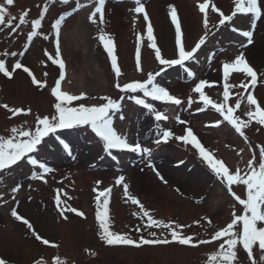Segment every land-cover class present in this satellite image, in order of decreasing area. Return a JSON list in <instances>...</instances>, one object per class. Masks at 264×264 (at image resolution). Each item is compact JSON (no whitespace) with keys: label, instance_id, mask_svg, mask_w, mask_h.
Returning <instances> with one entry per match:
<instances>
[{"label":"rangeland","instance_id":"1","mask_svg":"<svg viewBox=\"0 0 264 264\" xmlns=\"http://www.w3.org/2000/svg\"><path fill=\"white\" fill-rule=\"evenodd\" d=\"M142 2L151 22L153 16L148 9L150 3L156 6L153 13L157 11L161 16L159 33L155 22L152 25L157 45L165 58H176L178 51L175 44V26L170 18L171 6L177 10L186 50H190L199 38L208 32L206 45L198 52L197 60L188 61L184 66H173L158 78L162 86H168V89L173 86L176 92L182 89L186 96L185 101L179 106L151 101L149 98V102L169 117L167 121L159 122L161 127H172L174 132L182 134L184 125L176 123L175 119L179 116L189 122L202 143L213 150L218 158H222L231 169L240 167L246 170L248 161L253 155L256 156L258 165L259 148L264 146V126L260 125L261 129L250 127L244 129L251 134L250 143H246L228 122H223L219 127L206 126L222 120V117L210 107L205 111H197L204 107L203 102L199 100V95L191 90L195 81L198 82L200 79L215 82L211 87L206 85L204 91L214 102L223 103L222 65L225 62H232L236 55L243 53L249 64L257 70V83L254 88L249 84L245 91L240 86L241 82L248 83L250 78L245 74L231 73L228 82L234 87L230 89L227 103L234 107L237 101L240 102L241 107L235 110L234 115L243 120L248 119L246 115L249 110L248 94L254 95L264 107V75H261L264 74V16L255 20L251 14H238L231 25L219 26L218 14L209 11V20L212 21L208 29H205L203 18L199 21L196 15L201 13L197 7L203 0H142ZM213 2L226 15L234 8L233 0H213ZM78 3L84 7L73 11ZM45 5L48 11L42 20L40 34L28 42L27 34L32 30L31 21L40 17ZM95 6V0H69L67 4L62 3L61 0H14V4L8 6L10 13L8 18L15 16L17 19L11 25L7 23L0 25V58L6 59L9 63L20 59L32 69L38 79L46 80L47 84L42 88L33 85L23 70H15L12 78L0 74V105L8 104L10 108L31 109V114L12 116L10 111L0 106V136H9L12 127L34 129L37 115L51 117L55 113L51 88L59 78L60 70L58 65L53 64L45 55V50L55 57V32L52 24L63 13L73 14L66 19L61 32L64 27L67 33L74 31L73 39L77 41L79 49L76 57L72 52H68V58L73 59L69 64L72 69L71 76L89 74L83 87L77 86V89L71 93L76 95L86 93V98L73 102V106L79 103L86 106L100 104L105 102L100 99L101 97L119 99L125 95L115 87L117 78L111 66V59L98 38L101 28L113 37L118 65L122 71L119 79L121 84L144 80L146 73L159 70L158 61L154 58V50L149 47L146 39V21L143 19V14L132 11L137 6L135 0H106L103 24L99 23V16L96 23L89 19ZM261 6L264 8V0H261ZM190 7L196 12L188 11ZM29 9L27 22L17 27L19 16ZM198 23L200 31L195 29ZM120 24L130 26L131 33H123L119 28ZM213 24L217 27L214 28ZM164 27L167 34L164 33L163 42L160 38ZM232 28L241 31L251 30L252 43L248 44L247 38L239 32H234ZM193 33H197L198 36ZM139 35L144 36L143 43L138 42ZM122 37L127 53H121L119 49ZM137 47L141 50L142 71L137 69L135 63ZM21 52H24L22 56L19 55ZM6 53L9 55H5ZM11 53H17V56L12 57ZM60 58L67 62V56L62 50ZM120 61L122 65L123 62L127 63V66L122 67ZM187 68L194 71V78L187 76ZM44 73H47V76ZM72 87L73 84L69 89ZM190 96L193 103L188 107ZM120 115L124 116L123 120L119 119ZM255 123L257 122L253 120L251 126ZM155 124L154 117L143 106L136 105L125 95L122 113L117 114L114 119V127L118 133L127 135L130 141L139 140L142 146L153 149L151 160L164 176L167 184L147 166V158H142L137 153L113 150V155L117 157L114 160L104 152L87 126L78 130H61L63 138L72 147L71 155L67 154L54 138H46L48 147L41 153L39 159L54 169L45 174L46 182L31 178L34 172H42V169L26 161L20 162L10 170L0 172V258L7 259L9 264H34L35 260L41 258L47 264H53V257L57 255L62 260H66L67 264H208L210 254L219 249L222 239L195 247L175 242L168 245L141 247L109 246L100 239L99 222L95 215L97 193L94 189L103 190L107 183L113 187L109 197L110 230L126 233L133 239H139L141 235L149 238L152 231H155L158 237L169 235L166 229L144 227L146 218L141 219L137 215L140 212L139 207L127 201L123 186L115 183L120 175L125 176V182L130 186V193L135 195L146 209L153 211L155 218L189 225L182 230L183 234L191 235L196 240L210 239L214 231L230 222L233 211L237 215L243 214L242 206L221 183L215 180L207 168L202 166L197 155L189 150V146L174 140L162 143L159 147L155 145ZM53 152L57 154L55 157L57 161L54 160ZM130 154L133 164H136L133 167L127 165L131 164L127 162ZM74 160L75 163L72 164ZM178 160H183L185 163L176 167ZM87 165L88 167H85ZM80 175L91 176L93 180L80 179ZM96 181H101L105 186H96ZM17 186H20L19 191L13 192L12 189ZM233 190L242 198H246V186H234ZM214 192L221 193L218 197H213L211 195ZM58 194L62 206L75 207L83 211L85 217L66 211L67 219H64L55 205V197ZM200 194H204L203 200H199ZM13 208L32 223L36 232L58 244L59 247L46 246L37 241L32 231L11 215ZM208 219L212 221L211 224L208 223ZM195 221H199V224ZM137 227L141 228L140 232L136 231ZM252 255L255 264H264V260L261 259L264 253L260 252L258 244L253 247ZM234 264H252L242 245L237 246V260Z\"/></svg>","mask_w":264,"mask_h":264},{"label":"snow or ice","instance_id":"2","mask_svg":"<svg viewBox=\"0 0 264 264\" xmlns=\"http://www.w3.org/2000/svg\"><path fill=\"white\" fill-rule=\"evenodd\" d=\"M62 3L67 4L69 0H61ZM136 7L132 9L137 14L142 13L143 19L146 21V39L149 42V47L154 50V58L158 61L159 70L155 72L146 73V79L144 80H133L131 82H125L121 84L119 82L122 76L121 68L118 65V56L115 52V45L113 37L105 32L103 28L99 30L98 38L102 43L104 49L107 51L111 59V66L114 69L117 82L115 87L127 95V98L134 101L136 105L143 106L153 117L155 124L154 131V143L157 147L162 143H168L170 141L182 142L183 145L189 146V150L193 151L200 160L202 166L206 167L207 170L215 180L221 183L227 190V192L234 198L235 201L242 206L243 214L237 215L234 211L232 212V218L225 227L219 228L214 231L208 240H196L191 235H184L183 229L189 227V225H182L175 221H165L164 219H157L154 217L153 211L145 208V205L129 191V184L125 182V176L120 175L115 183L116 185L123 186V193L127 201L137 205L140 212L137 213L141 219L146 218L144 224L145 228H160L168 230V236H157L155 231L150 233L149 238H145L143 235L139 239H133L128 234L118 233L110 230V216H109V197L111 194V187L104 188L103 190L94 189L96 191V220L99 222L100 227V239L109 246L115 245H129L141 247L144 245H168L173 242L185 246H199L203 244H209L213 241L223 240L219 244V249L213 251L208 259V264H234L237 260V246L242 245V248L247 252L249 259L252 264H255L253 258V247L258 244V248L261 253H264V146L259 148V162L257 165L256 156L253 155L252 159L248 161L247 169L242 170L240 167L231 169L222 158H218L213 150L206 147L202 141L198 138L193 128L189 125V122L181 119L177 116L176 123L184 125L183 133L177 134L173 131L172 127L162 128L159 122L167 121L169 117L165 112L158 110L151 101H160L166 104L181 105L182 100L176 95H173L169 89L162 86L158 78L162 74L166 73L168 69L173 66H184L188 61L197 60V54L202 49V46L206 45L208 39V32L199 38L198 42L191 47L190 50H186L185 42L183 39V32L181 22L177 16V10L174 6L170 8V18L172 24L175 26V44L177 46L176 58H165L162 54L161 48L157 45L156 37L154 36V29L151 20L149 19L148 13L145 10V6L142 0H135ZM14 0H3L0 2V25L9 24L11 25L17 17L12 16L10 19L9 8L12 6ZM95 8L91 12L89 19L93 22H97V16H99V23L105 22V4L106 0H95ZM234 8L230 14L226 15L213 0H203L198 4L199 11L203 14V26L205 29L209 27V11L214 14H218V25L226 26L231 25V22L238 14L248 15L251 14L255 20H259L264 16V8L261 6V0H233ZM80 7L84 5H77L73 11H78ZM48 7L44 6L40 17L31 21L32 30L27 34V41L31 42L33 38L37 37L39 29L42 26V20L44 15L47 13ZM29 10H25L19 16V27L20 25L27 22ZM73 13L66 12L56 18L52 24V28L55 32V57L45 50V55L49 57L53 64H57L61 70L59 78L55 81L54 86L51 88V95L55 98L56 103L54 104L55 113L49 117L45 115L43 117L37 115L35 117V127L33 128H22L12 127L10 129L11 134L7 137L0 136V172L10 170L13 166H18L20 162H27L30 165H38L42 172H34L31 176L32 179H39L45 181V174L54 171L46 162H41L39 159L41 153L48 147L46 138H54L55 141L62 147V149L69 155L72 154L71 145L63 138L61 130L73 129L78 130L83 126H87L90 132L97 138L101 144L104 152L108 153L114 160L117 159L113 155V150L128 151L141 155L142 158H147V166L150 167L157 177L165 184L167 181L164 176L155 167V163L151 160L153 149L142 146L139 140L130 141L129 137L124 134L118 133L114 127V119L117 114L122 113V103L125 99V95H122L119 99H113L105 96L100 99L105 101L100 104H93L86 106L83 103H79L73 106V102L80 101L86 98V93H80L79 95L70 94L67 91L61 90V81L65 79L64 69L65 61L60 58V35L61 28L68 17ZM213 27L217 25L213 24ZM234 32H239L240 35L247 38V43H252L253 32L251 30L241 31L238 28H232ZM47 39V37H45ZM138 42H144V36H138ZM27 51V49H25ZM24 52L19 53L22 56ZM9 55V54H5ZM12 57H16L17 53H11ZM135 63L137 69L142 71L140 68L141 64V50L139 47L136 48ZM223 68V103L214 102L213 99L207 95L204 91L205 86L211 87L215 82H209L205 79H200L192 88V92L199 95V100L203 102L202 108L197 111H205L209 107L214 109L216 113H219L222 120L212 122L210 125L219 127L223 122H228L245 141L248 137L245 135L244 129L248 127L253 120L259 125L264 126V107L258 102L257 98L252 95H247V104L249 110L246 115L247 120L241 119L239 116L234 115L236 109L241 107L239 101L235 103V106H229L227 101L230 97V89L234 85L229 84V77L231 73L245 74L246 77L250 78L248 83L241 82V87L247 91L249 84L254 88L257 83L258 73L254 69L243 53L235 56L232 62H225L222 65ZM15 70H23L27 73L32 80V83L38 87H45L46 80L38 79L32 69L21 62L20 59H15L9 63L6 59L0 58V74L7 78H12ZM187 76L195 77V73L192 69H186ZM47 76V73H44ZM264 75V74H261ZM193 101L192 97L188 98V107H191ZM3 108L11 112L12 116L18 114H31V109H24L20 107L10 108L8 104L0 105ZM119 119L123 120L124 116L120 115ZM241 152L243 149L240 150ZM185 161L178 160L176 167L184 164ZM102 182L96 181L97 186ZM234 186H246V198H242L236 191L233 190ZM19 187H14L13 192L19 191ZM59 189L57 192L59 193ZM178 191V189H177ZM67 195L66 193L64 194ZM203 200V197L200 198ZM55 205L59 211V214L67 219L65 212L74 213L82 218L85 217L83 211L78 210L75 207L67 205L62 206L60 195L55 197ZM11 215L17 220L22 221L32 234L35 239L41 242L43 245L52 246L58 248L59 245L53 243L47 238L41 236L35 231L31 222L26 219L23 215H20L16 208H13ZM207 219V218H206ZM199 224V221H195ZM208 223L212 221L208 219ZM259 224V226H258ZM136 231L140 232L141 228L137 227ZM94 255V253H93ZM264 260V255L261 256ZM0 264H9V261L4 258H0ZM34 264H47L44 259H37ZM53 264H67L66 260H62L60 256L53 257Z\"/></svg>","mask_w":264,"mask_h":264},{"label":"bare ground","instance_id":"3","mask_svg":"<svg viewBox=\"0 0 264 264\" xmlns=\"http://www.w3.org/2000/svg\"><path fill=\"white\" fill-rule=\"evenodd\" d=\"M148 6V5H147ZM156 8V6H155V4H149V6H148V9L149 10H151V14H152V16H153V22H155V25H157V31H158V33H159V26L162 24V20L160 19V15H159V13L156 11V13H153V11H154V9ZM190 10H192V11H195L196 12V10L195 9H193V8H188V11H190ZM197 10H199L198 9V7H197ZM184 11V10H183ZM196 15H197V17L200 19L199 21H201V19L203 18V14H201V13H196ZM153 22H152V24H153ZM187 25H188V22H187ZM130 26H123V25H119V28H120V30H122L123 31V33H131V29L129 28ZM185 28H186V24H185ZM65 29H66V27H64L63 29H62V32H61V44H62V51H63V53H64V55L65 56H67V60H68V66L66 67V71H65V79L63 80V81H61V89H63V90H65V91H67V92H69L70 94L72 93V92H74L75 90L74 89H77V86H81V87H83V85L86 83V81H87V79H88V76H89V74H87V73H81L80 75H77V74H75V75H73V76H71V66L69 65V64H71V62L73 61V59L70 57V58H68V56H69V53L68 52H72V55L74 56V57H76L77 55H78V51H79V49H78V45H77V41L76 40H74L73 39V34H74V31H71L70 33H67V31H65ZM195 29H197V31H200L201 29H200V24L198 23V25H197V27H195ZM63 33V34H62ZM164 33L165 34H167V32L165 31V27H164V31H162V37L160 38V39H162V41L164 42V38H165V36H164ZM194 35H197V33H193ZM198 36V35H197ZM196 36V37H197ZM195 37V38H196ZM174 38V37H173ZM195 38H193V39H195ZM123 37H122V39H121V44L119 45V49L121 50V53H123V52H125V53H127L126 52V45H125V41L123 42ZM170 41V40H169ZM171 41H172V39H171ZM63 42V43H62ZM172 42H174V41H172ZM168 44H170V42H168ZM115 52H116V55H117V50L115 49ZM120 65L123 67L124 65L125 66H127V63L125 64L124 62H123V65H122V63H121V61H120ZM255 65V64H254ZM257 67V66H256ZM71 78H73V79H71ZM69 79V81L67 82V80ZM97 81H99V80H97ZM69 82H71V84H68ZM75 83V84H74ZM73 84V87H72V89L70 88L69 89V86L70 85H72ZM173 90H174V87H173ZM171 92V91H170ZM173 95H176L178 98H183L184 97V92L182 91V90H177V94L175 93V92H171ZM88 178H91V176H87ZM80 179L81 178H84V176H82V175H80V177H79ZM89 180H92V179H89ZM204 191H205V189H204ZM207 192V191H206ZM205 192V193H206ZM204 193V192H203ZM221 192H214V193H212V195L211 196H213V197H218L219 196V194H220ZM202 195V196H201ZM204 196V194H200L198 197H203Z\"/></svg>","mask_w":264,"mask_h":264}]
</instances>
